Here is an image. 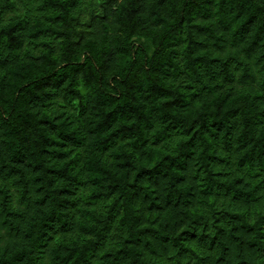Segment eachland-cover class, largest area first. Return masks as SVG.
<instances>
[{
	"label": "trees",
	"instance_id": "1",
	"mask_svg": "<svg viewBox=\"0 0 264 264\" xmlns=\"http://www.w3.org/2000/svg\"><path fill=\"white\" fill-rule=\"evenodd\" d=\"M0 264H264V0H0Z\"/></svg>",
	"mask_w": 264,
	"mask_h": 264
}]
</instances>
